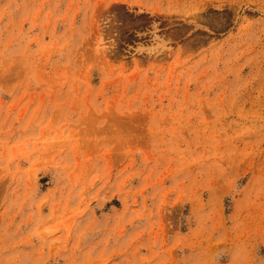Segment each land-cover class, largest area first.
Listing matches in <instances>:
<instances>
[{"label":"rangeland","instance_id":"rangeland-1","mask_svg":"<svg viewBox=\"0 0 264 264\" xmlns=\"http://www.w3.org/2000/svg\"><path fill=\"white\" fill-rule=\"evenodd\" d=\"M0 264H264V0H0Z\"/></svg>","mask_w":264,"mask_h":264}]
</instances>
